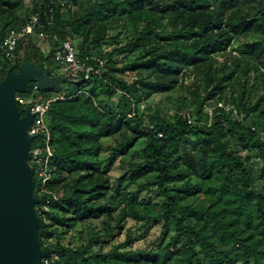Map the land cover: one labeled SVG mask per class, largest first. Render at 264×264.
<instances>
[{
  "label": "trees",
  "instance_id": "trees-1",
  "mask_svg": "<svg viewBox=\"0 0 264 264\" xmlns=\"http://www.w3.org/2000/svg\"><path fill=\"white\" fill-rule=\"evenodd\" d=\"M26 1L0 0L1 38L40 22L0 81L25 61L67 78L17 93L22 115L49 102L28 161L40 264H264V0Z\"/></svg>",
  "mask_w": 264,
  "mask_h": 264
},
{
  "label": "water",
  "instance_id": "water-1",
  "mask_svg": "<svg viewBox=\"0 0 264 264\" xmlns=\"http://www.w3.org/2000/svg\"><path fill=\"white\" fill-rule=\"evenodd\" d=\"M30 79L57 84L67 80L49 77L40 67L25 61L18 72L9 71L0 81V264H40L46 255L39 243L35 209L40 199L33 196L34 171L28 164L34 114L29 107L22 115L16 100Z\"/></svg>",
  "mask_w": 264,
  "mask_h": 264
},
{
  "label": "built area",
  "instance_id": "built-area-1",
  "mask_svg": "<svg viewBox=\"0 0 264 264\" xmlns=\"http://www.w3.org/2000/svg\"><path fill=\"white\" fill-rule=\"evenodd\" d=\"M67 0H63L64 3H66ZM39 18L34 15L31 17L29 21H27L26 24H24L19 29H12L10 30L6 36L0 37V73L4 69V62L10 61L14 62L16 55L15 51L19 44V42L22 40V38L29 36L35 32L36 25H39ZM40 36L42 37H48L43 33H40ZM52 38L54 40L60 41V47L56 51L55 56L57 61L61 64V72L66 73L70 70L77 71L82 70L85 65L81 62V60L77 57V51L69 40H60L57 35H53ZM102 63V61H100ZM92 68L88 67L86 69L87 72L91 71ZM16 100H18V97L16 96ZM31 112L34 114V120L31 123L34 124L33 126H30V133L35 135L37 134L41 129H44L45 122L42 118L43 114L48 110L49 108V102L46 101L38 92L36 91V97L34 98L33 105H30ZM43 148H35L33 150V155H31V159L34 160L36 163H40L42 161V154H43ZM45 151L48 152L47 158L50 156L49 149L47 148ZM31 154V150H30ZM30 159V160H31ZM44 171L40 170L39 175L43 176Z\"/></svg>",
  "mask_w": 264,
  "mask_h": 264
},
{
  "label": "rangeland",
  "instance_id": "rangeland-1",
  "mask_svg": "<svg viewBox=\"0 0 264 264\" xmlns=\"http://www.w3.org/2000/svg\"><path fill=\"white\" fill-rule=\"evenodd\" d=\"M27 2V7H28V9H32L33 8V2L31 1V0H27L26 1ZM39 37H41V40H39V38H38V42L40 43V45L42 46V48L44 49V50H48V47H49V43H48V41L45 39V40H43L42 39V36H39ZM43 38H47V37H43ZM191 79H188V81H190ZM28 85V83H26V86ZM55 85H57V83L56 82H43V83H39V86H40V88H47V87H52V86H55ZM56 94H59L58 92H54L53 93V95H56ZM40 95L43 97V98H45L44 97V95L42 94V93H40ZM160 99V96L159 95H157L156 96V98H155V101L156 102H158V100ZM27 135H29V132H27ZM138 149V147H136V150ZM126 164H125V162H122V164L120 163V166L118 165V163H117V166L115 167V169H114V171H113V175L114 176H123L124 175V173L126 172V170H127V168H126V166H125ZM159 231H160V228L159 227H155L152 231H151V239H153L154 237H155V235L156 234H158L159 233ZM70 237V234H68V235H66V241L68 240V238ZM124 238H125V234H123L120 238H119V241H122V240H124ZM150 240V239H149ZM148 245V243L146 242V241H143V240H141V241H136V242H134V247H142V246H147Z\"/></svg>",
  "mask_w": 264,
  "mask_h": 264
}]
</instances>
